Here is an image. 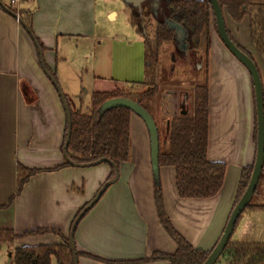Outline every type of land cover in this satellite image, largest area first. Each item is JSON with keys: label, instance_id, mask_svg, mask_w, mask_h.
<instances>
[{"label": "crops", "instance_id": "0c3cea01", "mask_svg": "<svg viewBox=\"0 0 264 264\" xmlns=\"http://www.w3.org/2000/svg\"><path fill=\"white\" fill-rule=\"evenodd\" d=\"M20 1L19 8L32 13L33 32L46 48L47 65L57 75L58 62L53 50L59 39L83 36L86 31L81 32L76 22L72 25L75 18L72 20L61 4L32 12L28 7L22 8L24 1ZM113 14L117 12L109 13ZM226 25L234 40L252 52L264 88V60L250 43L248 18L241 23L226 19ZM216 34L211 33L209 51L208 158L226 162L223 187L210 198H181L175 169L160 167L165 208L172 224L195 248L207 251L220 239L235 202L241 171L253 164L256 155L252 79ZM39 64L30 35L16 18L0 8V205L7 204L16 193L18 164L53 168L65 161L62 144L66 113ZM23 82L36 91L35 103L27 102L21 90ZM45 96L53 102L51 111L45 106ZM71 101L74 109L86 111L81 98L71 97ZM130 135L131 160L120 164L118 181L87 212L75 232L77 250L82 252L79 264H170L161 259L137 260L150 258L155 252L174 253L177 249L157 215L149 131L135 113L131 115ZM82 168L69 166L31 177L13 204L0 209V228L19 234L35 228H55L69 236L77 212L95 196L112 169L106 163L90 170ZM257 196L264 197V184ZM49 243H61V239L52 233L30 235L17 240L13 248Z\"/></svg>", "mask_w": 264, "mask_h": 264}, {"label": "trees", "instance_id": "16d2710c", "mask_svg": "<svg viewBox=\"0 0 264 264\" xmlns=\"http://www.w3.org/2000/svg\"><path fill=\"white\" fill-rule=\"evenodd\" d=\"M218 1L224 12L234 22L241 23L245 17L248 18L250 43L258 57L264 60V0ZM169 2L172 12L168 15V20L181 24L187 30V38L185 40L187 50L183 55L196 56L203 53L206 60L205 80L194 86L192 108L189 111H179L177 114L173 113L170 116L165 115L163 121H165L166 126L162 131L163 127L160 128L149 108L160 91L157 84V63L160 49L166 44L179 46V40L176 37L175 29L171 28L166 21H159L154 38H150L147 33H144L145 31L138 28L137 31L144 34L145 77L142 81L136 82L141 87L136 89L134 88L135 85L131 84L129 87H116L111 91H94L88 111L74 109L71 102L67 99L72 116V133L68 146V155L72 161L79 164L90 163L104 157L111 159L118 166L122 162L130 161L132 158L130 120L133 112L126 107H114L104 112L101 111V106L109 99L118 97L129 98L143 106L155 119L160 137L159 165L160 167L172 166L175 169L176 188L179 197L210 198L217 195L223 187L227 169L226 162L213 161L208 158L209 51L212 29L217 32L215 16L209 0H170ZM6 5L11 10H16L12 3ZM0 8L3 9L1 6ZM22 10L23 12L19 15L39 41L44 52L45 46L33 32L32 13ZM228 33L237 46L256 63L252 52L237 43L229 31ZM46 66L57 81L55 71L51 70L47 63ZM21 90L27 102L33 104L37 101L36 91L27 82L22 83ZM67 128L68 122L66 119L62 149L66 139ZM256 137L257 120L255 110V144ZM106 164L110 165L109 163ZM69 166L71 165L66 160L63 164L53 168H29L18 164L16 193L9 199L7 204L0 205V209L10 207L15 197L21 194L25 184L34 175L46 171L60 170ZM253 168L254 162L242 169L233 207L244 193ZM113 175L114 170L112 168L108 179L113 177ZM154 184L155 205L159 221L177 244V249L174 253L155 252L150 258H142L137 260V262L161 259L169 261L170 264H203L211 251L195 248L175 228L165 208L161 178L154 180ZM259 184L253 198L258 193ZM82 208H80L76 216ZM255 211H264V203H252L251 200L239 216L236 226L243 213ZM46 233L59 236L61 243L17 246L11 252L13 264H52L53 258L55 259V264H73L69 236H65L59 229L35 228L19 234L9 228H0V245L9 243L12 246L17 240L24 237ZM77 254L79 257L82 252L77 250ZM86 255L91 258L101 259L91 254ZM220 259H223L225 264H264V242L238 241L233 240L231 237L217 262Z\"/></svg>", "mask_w": 264, "mask_h": 264}, {"label": "rangeland", "instance_id": "374dc122", "mask_svg": "<svg viewBox=\"0 0 264 264\" xmlns=\"http://www.w3.org/2000/svg\"><path fill=\"white\" fill-rule=\"evenodd\" d=\"M2 1L6 5L10 4L11 0ZM23 1L25 3L22 2V8L28 7L32 12L42 7L50 8L55 4H61L69 11L72 20L75 18L72 25L76 22L81 32L86 31L83 36L60 38L53 50L58 62L56 76L59 87L65 96L67 94L69 101L71 97L77 100L81 98L83 110L86 111L91 106V96L94 91H111L116 87H129L131 84H134L136 89L141 87L136 82L142 81L145 77L144 34L138 32L137 29L145 31L144 33H147L150 38H154L159 21H170L167 17L172 12L170 0H145L140 6L133 5L127 0ZM20 2L19 0V5ZM12 6L19 14L23 12L17 4ZM113 11L117 14L110 16L109 13ZM225 16L227 21L230 20L226 13ZM212 31L215 30L212 29ZM182 47L181 42L179 46L166 44L159 53L157 84L160 91L149 108L160 128L163 127L162 131L166 126L163 121L164 116L177 114L179 111H189L192 108L194 86L205 80L204 54L183 55L186 49ZM224 48L228 50L226 46ZM39 68L54 90L62 112L65 113L56 86L46 75L41 64ZM38 98L42 99L39 94ZM44 100L47 101L46 108L51 111L53 102L46 96ZM136 135H138V130H136ZM134 137L137 142V136ZM96 166L83 167L82 170H90ZM263 184L264 171L258 193ZM257 202H264V197L256 195L252 203ZM40 211L44 214V208ZM57 219L55 218V221ZM232 239L264 242V211H255L250 215L247 212L243 213ZM13 250V245L9 243L0 245V264H13L11 257ZM55 263L53 258L52 264ZM217 264H225V261L220 259Z\"/></svg>", "mask_w": 264, "mask_h": 264}, {"label": "water", "instance_id": "95a60500", "mask_svg": "<svg viewBox=\"0 0 264 264\" xmlns=\"http://www.w3.org/2000/svg\"><path fill=\"white\" fill-rule=\"evenodd\" d=\"M143 1L145 0H127V2H130L131 4L136 5V6H140ZM209 1L211 3V6L214 12L217 33L221 41L227 47V49L239 60V62H241L246 67V69L248 70L251 76L252 83L254 86L255 110H256V120H257L256 155H255V160H254V168H253L249 183L244 193L242 194V196L240 197L236 205L233 207L230 213V216L227 220V223L225 225V228L221 234L220 239L218 240L216 245L213 247L207 259L203 263V264H216L217 260L223 253L227 243L232 237V234L234 232L239 216L242 214L246 206L251 202L256 192L257 186L259 184L262 172H263V168H264V88H263V82H262L261 75L257 67V64L247 53L241 50L237 46V44L233 41V39L230 37L228 30H227L225 13L219 1L218 0H209ZM0 6L8 14L16 18L18 22L21 24V26L26 30V32L30 34V37L39 54L41 66L44 72L46 73V75L56 86L60 94V97L64 105L67 122H68L66 139L64 142V146H63V156L65 160L69 162L71 166H74V167H90V166L99 165L101 163H109L114 170L113 177L106 180L102 184V186L99 188L94 198L82 208V210L78 213V215L76 216L75 220L73 221L71 225L70 232H69V239H70V247L72 251L73 264H79V257L77 254V249H76V244H75V232L77 230V227L80 221L83 219V217L87 214V212L91 210L95 206V204L100 200L104 192L112 184L118 181L120 177L119 166L111 159L105 158V157L100 158L90 163H83V164L76 163L70 159L68 155V146H69V142L71 139V133H72V116H71V110H70L67 98L65 94L62 92L55 78L51 75V73L47 69L44 52L40 46L39 41L31 33L30 29L27 27L26 23L23 21L21 16L17 12L11 10L7 5H5L2 0H0ZM167 23L171 28L175 29L177 39L179 40V42H181L182 46L186 48L187 46L185 43L186 36H187L186 29L181 24L175 21H168ZM114 107H126L130 109L133 113H135L137 116H139L145 122L147 129L149 131V136H150L151 165H152V170H153V176H154L155 181L159 180V177H160V165H159L160 137H159L158 126L155 122V119L139 103L133 101L132 99L124 98V97L112 98V99L107 100L101 106V111L104 112Z\"/></svg>", "mask_w": 264, "mask_h": 264}, {"label": "built area", "instance_id": "2783aa9c", "mask_svg": "<svg viewBox=\"0 0 264 264\" xmlns=\"http://www.w3.org/2000/svg\"><path fill=\"white\" fill-rule=\"evenodd\" d=\"M12 4H17V6L19 5V0H11ZM19 8V6H18ZM18 13V12H17ZM19 14V13H18Z\"/></svg>", "mask_w": 264, "mask_h": 264}, {"label": "flooded vegetation", "instance_id": "af4514ba", "mask_svg": "<svg viewBox=\"0 0 264 264\" xmlns=\"http://www.w3.org/2000/svg\"><path fill=\"white\" fill-rule=\"evenodd\" d=\"M153 3V2H152ZM225 13V12H224ZM225 19H226V16H225ZM227 30L230 32V30H229V28H228V26H227ZM186 32H187V30H186ZM175 33H176V31H175ZM231 33V32H230ZM218 34V33H217ZM232 35V34H231ZM186 38H187V36H186ZM187 45V44H186ZM181 46H182V44H181ZM183 48V47H182ZM184 49H186L187 50V46H186V48H184Z\"/></svg>", "mask_w": 264, "mask_h": 264}]
</instances>
